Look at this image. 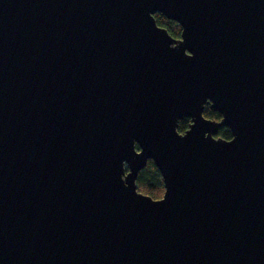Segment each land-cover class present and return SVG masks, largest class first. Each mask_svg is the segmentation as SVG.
<instances>
[{
	"label": "water",
	"instance_id": "obj_1",
	"mask_svg": "<svg viewBox=\"0 0 264 264\" xmlns=\"http://www.w3.org/2000/svg\"><path fill=\"white\" fill-rule=\"evenodd\" d=\"M0 264H264V0H0Z\"/></svg>",
	"mask_w": 264,
	"mask_h": 264
},
{
	"label": "trees",
	"instance_id": "obj_2",
	"mask_svg": "<svg viewBox=\"0 0 264 264\" xmlns=\"http://www.w3.org/2000/svg\"><path fill=\"white\" fill-rule=\"evenodd\" d=\"M158 25L168 29L170 34L175 38H180L182 34L181 25L174 20L168 19L161 13L155 14ZM204 116L213 119L221 120L222 114L215 111L209 104L205 105ZM191 125L190 118H183L179 121L178 130L181 133H185ZM218 137L225 139L232 138V131L229 127L223 126L220 128ZM138 190L144 194L150 195L155 199L162 198L165 192V185L163 176L152 159H149L146 166L139 171L137 178Z\"/></svg>",
	"mask_w": 264,
	"mask_h": 264
}]
</instances>
